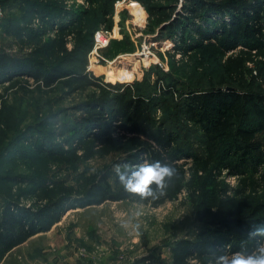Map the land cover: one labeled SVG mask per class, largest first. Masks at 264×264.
Listing matches in <instances>:
<instances>
[{
    "label": "rangeland",
    "instance_id": "obj_1",
    "mask_svg": "<svg viewBox=\"0 0 264 264\" xmlns=\"http://www.w3.org/2000/svg\"><path fill=\"white\" fill-rule=\"evenodd\" d=\"M28 2L37 3L39 12L29 13ZM144 2L153 6L150 12L138 0H116L109 15L99 20L100 0H0V53L43 72L60 66L91 73L109 89L130 86L132 92L137 84L152 86L144 80L149 67L157 66L178 79L183 89L211 84L264 93V51L220 53L206 46L181 57L174 47L180 43L183 28L177 27L168 39L160 31L174 21L186 1ZM95 21L86 44L87 24ZM98 31L107 35L108 43L95 49ZM186 37L190 40L193 34L187 32ZM95 42L104 44L100 38ZM148 44L151 54H141ZM67 91L59 84L45 88L26 75L0 83L4 146L0 177H8L0 178V203L5 196L25 207H37L63 192L75 196L103 175L111 182L113 166L134 151L135 141L122 138L109 125L110 107L99 113L97 126H91L88 111L97 107L95 101L101 97L97 88ZM170 101L163 96L157 102L155 122L170 117L174 110ZM183 117L176 118L181 142L199 154L197 136L185 129ZM102 131L108 136L95 140ZM256 139L264 153V132ZM223 180L233 191L237 189V177L223 173ZM136 211L142 212L138 218ZM125 222H138L139 235L131 227H121ZM202 228L184 191L157 208L130 201L105 202L67 211L50 231L5 253L0 264H168L172 245L181 239L194 240ZM190 263L197 264L193 259Z\"/></svg>",
    "mask_w": 264,
    "mask_h": 264
},
{
    "label": "trees",
    "instance_id": "obj_2",
    "mask_svg": "<svg viewBox=\"0 0 264 264\" xmlns=\"http://www.w3.org/2000/svg\"><path fill=\"white\" fill-rule=\"evenodd\" d=\"M115 1L100 0L99 20L109 15ZM138 1L145 5L144 0ZM185 1L174 21L160 31L162 37L168 39L177 27L183 28L180 43L174 47V52H179L181 57L206 46H213L220 53L237 49H243L247 54L264 51V0ZM148 2L152 4L153 0ZM36 4L28 2L29 13L39 12L40 6ZM145 6L149 12L153 8L152 5ZM196 20H200V24L195 25ZM96 25L97 21L87 24V36L83 39L86 44ZM187 32L193 34L190 40L186 37ZM154 42L160 40L154 39ZM23 75L48 89L55 84L72 93L97 88L101 97L95 101L97 107L88 111L92 117L91 126H97L99 113L108 106L109 125L122 138L135 141L134 151L118 164L167 161L176 169L177 175L169 183L165 195L156 200L141 201L134 194L125 192L115 173L111 182L103 175L78 196L63 192L37 207H25L3 196L0 203V257L30 238L50 231L69 210L123 201L157 208L177 199L183 191L203 228L194 240L181 239L172 245L168 264H191L192 259L197 264H211L218 255L247 251L256 246V240L260 238L249 239L248 233L254 227L264 225V153L256 139L258 133L264 132L263 92L211 84L183 89L178 79L157 66H150L145 76L144 81L149 80L152 86L137 84L132 86V92L130 86L122 90L120 86L109 89L100 85L99 79L91 73L60 66L43 72L1 52L0 83ZM150 89H153L151 94ZM163 96L169 97L174 110L170 117L155 122L157 102ZM179 116H184L188 124H183L185 129L197 136V144L202 148L199 154L190 144L181 142L180 124L176 119ZM6 125L9 126L8 120ZM104 135L108 136V133L99 134L95 140H104ZM106 143L107 140L102 144ZM3 147L0 140V154ZM223 173L237 177L236 190L224 182ZM0 178L6 180L8 177ZM150 264L167 263L151 261Z\"/></svg>",
    "mask_w": 264,
    "mask_h": 264
},
{
    "label": "clouds",
    "instance_id": "obj_3",
    "mask_svg": "<svg viewBox=\"0 0 264 264\" xmlns=\"http://www.w3.org/2000/svg\"><path fill=\"white\" fill-rule=\"evenodd\" d=\"M113 171L119 185L125 192L134 194L141 201L156 200L165 195V191L177 175L176 169L167 161L144 160L137 164H117ZM155 185V188L152 186ZM142 212L136 211L134 216L138 218ZM124 228H133L139 235L140 224L137 222H125ZM249 239L256 240V246L251 250H241L231 254H221L211 261V264H264V225L254 227L248 233Z\"/></svg>",
    "mask_w": 264,
    "mask_h": 264
},
{
    "label": "built area",
    "instance_id": "obj_4",
    "mask_svg": "<svg viewBox=\"0 0 264 264\" xmlns=\"http://www.w3.org/2000/svg\"><path fill=\"white\" fill-rule=\"evenodd\" d=\"M101 39L104 44H101V43H98V42H95L97 39ZM94 48L95 49H98V48H103V47H106L107 43H108V37L107 35L102 32V31H98L95 35H94ZM96 44H98L99 46H96ZM141 54L143 55H149L151 54V46L148 44L147 46L141 48Z\"/></svg>",
    "mask_w": 264,
    "mask_h": 264
},
{
    "label": "water",
    "instance_id": "obj_5",
    "mask_svg": "<svg viewBox=\"0 0 264 264\" xmlns=\"http://www.w3.org/2000/svg\"><path fill=\"white\" fill-rule=\"evenodd\" d=\"M227 90H230L229 88Z\"/></svg>",
    "mask_w": 264,
    "mask_h": 264
}]
</instances>
